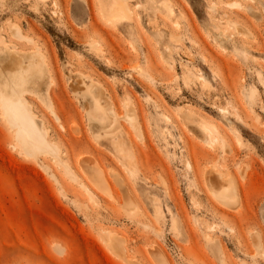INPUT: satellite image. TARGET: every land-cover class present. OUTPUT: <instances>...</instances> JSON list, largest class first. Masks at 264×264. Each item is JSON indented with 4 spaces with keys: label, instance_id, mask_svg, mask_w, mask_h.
I'll return each mask as SVG.
<instances>
[{
    "label": "rangeland",
    "instance_id": "1",
    "mask_svg": "<svg viewBox=\"0 0 264 264\" xmlns=\"http://www.w3.org/2000/svg\"><path fill=\"white\" fill-rule=\"evenodd\" d=\"M0 264H264V0H0Z\"/></svg>",
    "mask_w": 264,
    "mask_h": 264
},
{
    "label": "bare ground",
    "instance_id": "2",
    "mask_svg": "<svg viewBox=\"0 0 264 264\" xmlns=\"http://www.w3.org/2000/svg\"><path fill=\"white\" fill-rule=\"evenodd\" d=\"M26 117H28V115H26ZM36 131V130H35ZM80 168H82V167H80ZM82 170L83 171H85L83 168H82ZM92 171L93 172H96V169L95 168H93L92 169ZM94 179H96V181L98 182V184H99V186L100 187H102L103 186V184H104V180H103V178H102V176H101V174L100 173H98V172H96L95 173V175H94ZM220 182V181H219ZM222 184V183H221ZM219 185V184H218ZM230 186V185H229ZM228 186V187H229ZM220 187V186H219ZM225 187V186H224ZM224 187H221L220 188V190H219V197H221V199L224 201ZM234 191H233V188H230V194L231 195H229L230 197H229V199H228V201L230 200V201H235V197H234V193H233ZM225 197H228V196H225Z\"/></svg>",
    "mask_w": 264,
    "mask_h": 264
}]
</instances>
